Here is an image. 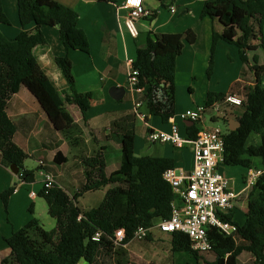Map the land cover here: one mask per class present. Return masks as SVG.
Returning <instances> with one entry per match:
<instances>
[{"label": "trees", "instance_id": "16d2710c", "mask_svg": "<svg viewBox=\"0 0 264 264\" xmlns=\"http://www.w3.org/2000/svg\"><path fill=\"white\" fill-rule=\"evenodd\" d=\"M17 4L23 30L14 40L0 31V154L5 165L14 164L20 168L22 182L32 183L35 171L24 166L29 155L14 140L17 127L8 115L9 101L26 87L40 102L55 129L71 145L79 144L82 139L78 132L81 131L34 50L47 42L41 28L58 26L66 54L56 57V63L69 83L71 94L68 98L85 115L91 108V101L77 89L70 52H89L90 43L79 25V13L70 6L57 0H17ZM201 18H210L223 27L221 32L213 30L208 77L213 74L215 50L220 40L236 45L242 62L255 75L254 84L249 86L239 107L241 113L235 116L240 126L235 130L226 129L225 164L251 168L253 158L258 157L264 167V65L257 55L249 56L251 51L264 48L263 40L256 44V40L264 35V0H207ZM0 23L10 24L2 0ZM29 24L35 25V33L25 30ZM137 38V54L132 67L139 71L137 87L145 89L140 100L144 103L147 119L159 116L163 122H169L176 115L177 59L184 51L185 42L193 43L196 39L187 33L154 31H147ZM227 95L209 91L206 106ZM232 115L235 114L225 117V122L229 123L234 118ZM109 130L106 141L117 137L121 142L119 167L108 172L105 152L109 146L104 145L94 155L83 159L86 179L77 192L70 195L58 184L47 193L42 189L38 195L46 200L48 213L56 220V226L47 230L38 218L32 217L24 226L13 230L5 238L11 251L2 264H96L102 253L115 256L122 264L126 248L135 241L132 239L138 228L151 227L157 221L171 217L175 194L164 179V172L175 167L174 159L136 155L134 114L113 120ZM187 130L190 136H196L194 125L187 126ZM252 134L260 137L259 143H248ZM66 161L62 153L56 154V163ZM17 187L11 186L1 193L6 210ZM99 190H105L100 204L90 208L81 205L80 198ZM30 212L33 214L32 208ZM226 218L236 224V232L226 236L217 228L209 230L213 245L205 252L193 250L190 237L184 232L159 230L160 238H169L171 253H190L195 262L188 264H241L239 257L244 252L252 255V260L245 264H264V173L249 192L245 221L233 220V213ZM120 228L125 230V238L116 244L115 233ZM97 233H100L99 240L93 238ZM145 239L154 240L155 231L151 230Z\"/></svg>", "mask_w": 264, "mask_h": 264}, {"label": "crops", "instance_id": "0c3cea01", "mask_svg": "<svg viewBox=\"0 0 264 264\" xmlns=\"http://www.w3.org/2000/svg\"><path fill=\"white\" fill-rule=\"evenodd\" d=\"M57 1L70 6L79 13V25L86 32L89 39V52L72 50L70 57L73 62V73L76 78L77 89L80 93L89 97L91 108L84 115L80 107L68 98V95L71 94L69 83L56 63V57L66 54L60 41L59 29L57 26H43L41 30L47 42L37 46L34 54L55 88L61 93L67 110L72 115L78 130L81 131L78 134L81 136L82 141L77 145H71L64 135L55 129L40 102L26 87H22L13 95L9 101L8 115L17 127L14 140L29 155L24 162V166L35 171V181L32 183H38L35 189L29 191L26 196L28 209H35L36 207L34 198L38 195L32 196L31 192L34 191L39 194L43 189L44 172L52 173L57 184L72 195L77 192L86 179L83 159L94 155L100 147L109 146L105 152L108 172H112L119 167L121 160L120 139L114 137L109 142L106 141V137L110 133L109 126L113 120L129 113L134 114L136 137L139 135L141 139L147 142H150L147 139L149 128L162 130H169L170 128V120L169 122H163L159 116H152L147 119L148 115L144 103L140 100L145 89L135 90L128 85V75L137 54L138 38L130 35L125 24L127 9L123 5L126 0ZM206 1L145 0V5L155 15L138 21L141 35L147 31L177 32L187 33L196 39L193 43L185 42L184 51L177 59L175 77L177 87L176 115L173 118L184 132L186 126L192 124L182 121L180 114L186 109L205 105L209 91L236 94L245 98L249 86L253 85L255 81L254 73L246 65H239L242 75L233 79L228 86H220L219 83L214 82L215 79L219 78L216 71H214L212 77H208L207 69L213 30L221 32L223 27L219 22L210 18H201V12ZM2 2L10 19V24L0 23V31L8 39L14 40L23 30L19 20L17 0H2ZM172 6L176 8L175 12L170 10ZM25 30L31 33L37 31L34 24H29ZM259 38V40H256L257 45L262 40L264 41V35ZM226 45H230V47ZM225 49L229 50L227 52L234 58V61L235 57L241 60L238 47L223 40L217 43L215 58L217 52ZM254 55H257L260 63L264 65V48L259 47L249 53L250 58ZM114 85H124L126 87V94L120 101L115 100L109 93L110 88ZM235 85L238 86L234 87ZM137 101H142L139 111L145 114L144 117L138 116L136 113L135 104ZM237 112L240 114L241 110L239 109ZM259 142L260 137L258 136L254 143ZM152 144L155 145L153 156L173 158L175 167L178 169L185 171L193 169L194 154L190 146L176 148L171 143L156 142ZM113 147L120 153V160L115 165H110L108 156L110 149ZM58 152L66 156V162L61 164L55 162V156ZM255 158H253L251 168L242 166L244 170H235L234 167L237 166L227 164L220 166V170L230 181V187L240 194L235 200L230 213H233V220L241 223L245 221L248 212V195L253 187L247 183L248 172L250 169H257L264 173L261 159ZM30 162L33 164L29 165ZM227 166L230 169H226ZM23 183L25 182L19 180L18 175L11 170L10 166L3 163L0 154V209L4 208L1 193L14 185H18V187L10 198L9 207L14 202H25V197L19 188V185ZM102 191L103 194L98 198V201L97 199L96 201L90 199V202L95 205H88L90 203H87L85 208L100 204L105 195V190ZM80 203H82L81 198ZM32 217L31 212L24 215L16 214L15 223L9 224L6 233H3L4 240L12 234L13 230L24 226ZM153 231H155V237H161L162 234L159 229H153ZM10 251L6 241L5 244H0V264L10 254ZM244 253L240 255V260ZM188 255L189 258L186 259L185 264L194 263L193 256L190 253Z\"/></svg>", "mask_w": 264, "mask_h": 264}, {"label": "built area", "instance_id": "2783aa9c", "mask_svg": "<svg viewBox=\"0 0 264 264\" xmlns=\"http://www.w3.org/2000/svg\"><path fill=\"white\" fill-rule=\"evenodd\" d=\"M123 7L127 9V30L131 36L137 38L140 35L138 21L151 18L154 13L145 5V0H126ZM170 10L175 12L176 8L172 6ZM138 75L139 71L131 67L128 85L135 90H142L137 87ZM244 99L236 94H228L209 107L205 104L183 111L180 119L192 122L191 126L194 125L197 131L195 137L189 135L187 126L186 131H182L174 118L170 119L169 130L148 129L147 139L152 143H171L176 148L190 146L194 154V167L190 171L171 167L164 172V179L170 183L175 194L171 217L161 219L151 227L141 226L132 240H144L153 229L165 232L180 231L189 235L193 250L205 252L213 245L209 230L217 228L226 236L234 235L237 226L226 216L231 212L240 194L230 187L228 177L220 170V166L225 164L227 130L208 126L205 112H214L212 120L219 117L224 119L229 114L239 115L237 111ZM141 106L142 101H137L135 110L138 116L144 117L145 114L139 111ZM261 174L260 170L250 169L247 176L248 185L253 186ZM43 175V189L47 193L57 182L52 173L44 172ZM31 195L38 194L33 191ZM99 237L100 233H97L93 238L99 240ZM124 238L125 230L118 229L115 233V243H122Z\"/></svg>", "mask_w": 264, "mask_h": 264}, {"label": "rangeland", "instance_id": "374dc122", "mask_svg": "<svg viewBox=\"0 0 264 264\" xmlns=\"http://www.w3.org/2000/svg\"><path fill=\"white\" fill-rule=\"evenodd\" d=\"M230 47V45H226ZM236 48V47H235ZM237 50V49H236ZM228 49L220 50L217 52L216 61L214 65V71L217 72V75L219 78L215 79L214 82L216 84H220V86L229 85V83L235 79L237 76L242 75V71L239 68V65H244V63L241 62V60L237 57L234 58L230 55ZM238 51V50H237ZM237 58V59H236ZM245 66V65H244ZM243 70V68H242ZM220 79V80H219ZM238 85H235L234 87H237ZM214 114L213 111H207L205 112V121L208 126L210 127H220L223 131L229 127V123L225 122L223 117H219L217 120H212V115ZM216 114H218L216 112ZM233 116V115H232ZM231 118V119H235ZM157 117V116H156ZM258 137L257 134H252L250 139L248 140V143H254L255 139ZM189 147V146H186ZM135 153L138 156L142 155H151L153 156L155 154V145L147 142L140 138L138 135L136 137V148ZM120 153L118 150H116L115 147L111 148L109 151L108 156V163L110 165H115L120 160ZM260 159V158H255ZM33 163L30 162L29 165H32ZM230 169V167H226V169ZM235 170H244L242 166L234 167ZM36 184L38 183H23L19 185V188L22 195L25 197V202L20 203H11V206H8V210L6 208L0 209V244H5V240L3 238V233L5 234L7 229L9 228V224L12 225L14 220L16 221V214L24 215L25 213H30V209H28L26 202H27V195L29 191L32 189H35ZM103 194L102 190L97 191L96 193H87L81 198V205L86 207L87 203H90L88 205H95L90 202V199L92 201H98V198L101 197ZM36 201V207L33 209V217H36L40 220L41 224L44 226L45 229L50 230L53 229L56 226V220L51 217L48 213V206L47 202L43 197H40L39 195L34 198ZM25 205V206H24ZM91 207V206H88ZM11 213V215H10ZM12 222V223H11ZM169 238H157L155 237L154 240H135L130 244L126 250L127 254L124 257L125 261H122V264H185L186 259L189 258V255L187 252H176L171 253L169 250ZM251 255L244 253L241 256V264H245L250 262ZM96 264H119L117 262V259L115 256L102 253L98 257Z\"/></svg>", "mask_w": 264, "mask_h": 264}, {"label": "water", "instance_id": "95a60500", "mask_svg": "<svg viewBox=\"0 0 264 264\" xmlns=\"http://www.w3.org/2000/svg\"><path fill=\"white\" fill-rule=\"evenodd\" d=\"M58 27V26H57ZM110 95L115 99V100H122L126 94V87L124 85L117 86L114 85L110 88L109 90ZM187 124H192V122L186 121ZM240 126V122L234 119L229 120V129L235 130ZM11 170L18 175L20 172V168L14 164L10 166Z\"/></svg>", "mask_w": 264, "mask_h": 264}]
</instances>
